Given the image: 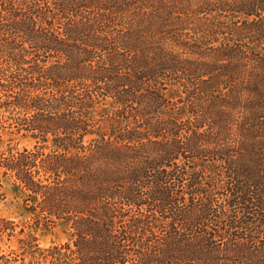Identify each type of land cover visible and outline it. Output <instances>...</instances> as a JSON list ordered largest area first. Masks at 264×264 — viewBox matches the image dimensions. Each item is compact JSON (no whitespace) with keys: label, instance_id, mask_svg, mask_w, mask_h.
<instances>
[{"label":"trees","instance_id":"16d2710c","mask_svg":"<svg viewBox=\"0 0 264 264\" xmlns=\"http://www.w3.org/2000/svg\"><path fill=\"white\" fill-rule=\"evenodd\" d=\"M0 176V264H264V0H0Z\"/></svg>","mask_w":264,"mask_h":264},{"label":"rangeland","instance_id":"374dc122","mask_svg":"<svg viewBox=\"0 0 264 264\" xmlns=\"http://www.w3.org/2000/svg\"><path fill=\"white\" fill-rule=\"evenodd\" d=\"M33 140L23 139L20 141L22 145L31 146ZM0 216L14 220L21 224L25 222L29 216L23 214L20 208L21 199L18 198L13 190L12 180L0 176ZM39 243L42 247H48L52 241H65L66 235L61 228L57 227L52 232L46 233L44 231L38 232ZM11 250L19 251V244L15 237L7 240L6 237H0V254L3 252H10Z\"/></svg>","mask_w":264,"mask_h":264}]
</instances>
